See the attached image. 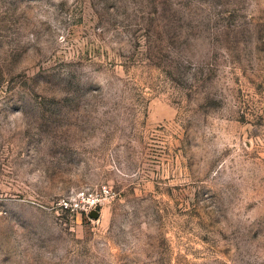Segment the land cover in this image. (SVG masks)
I'll use <instances>...</instances> for the list:
<instances>
[{
    "label": "rangeland",
    "instance_id": "rangeland-1",
    "mask_svg": "<svg viewBox=\"0 0 264 264\" xmlns=\"http://www.w3.org/2000/svg\"><path fill=\"white\" fill-rule=\"evenodd\" d=\"M0 264H264V0H0Z\"/></svg>",
    "mask_w": 264,
    "mask_h": 264
},
{
    "label": "built area",
    "instance_id": "built-area-1",
    "mask_svg": "<svg viewBox=\"0 0 264 264\" xmlns=\"http://www.w3.org/2000/svg\"><path fill=\"white\" fill-rule=\"evenodd\" d=\"M113 194L109 186H101L95 191H82L76 198L65 200V209L76 213H90L95 211L104 201Z\"/></svg>",
    "mask_w": 264,
    "mask_h": 264
},
{
    "label": "water",
    "instance_id": "water-1",
    "mask_svg": "<svg viewBox=\"0 0 264 264\" xmlns=\"http://www.w3.org/2000/svg\"><path fill=\"white\" fill-rule=\"evenodd\" d=\"M98 215V212L97 211H93L92 213H91V216L92 217H96Z\"/></svg>",
    "mask_w": 264,
    "mask_h": 264
}]
</instances>
